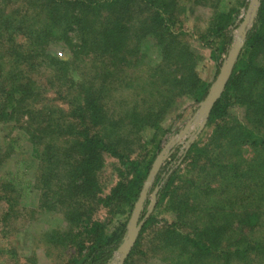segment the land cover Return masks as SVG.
<instances>
[{
  "label": "rangeland",
  "instance_id": "1",
  "mask_svg": "<svg viewBox=\"0 0 264 264\" xmlns=\"http://www.w3.org/2000/svg\"><path fill=\"white\" fill-rule=\"evenodd\" d=\"M222 1L172 0L169 14L175 25L167 31L148 23L149 8L136 0L119 5L116 13H106L101 6L85 10L80 1L0 0L1 77H11L8 84L20 83L23 92L35 94V103L27 101L28 111L41 113L16 116L14 127L0 124V264H70L87 244L82 232L86 218L116 216L128 223L131 213L125 206L124 213L117 214L119 203L105 206L102 199L117 182L134 175L131 162L142 165L157 144L165 149L171 139L178 140V155L194 142L176 169L168 195L177 205L167 197L154 208L155 196H148L143 212L153 204L155 222L141 234L140 254L130 264H264V201L241 207L236 195L235 200H222L219 188L226 177L220 178L219 168L210 165L234 162L242 172H255L252 179L264 175V74L251 70L240 88L227 95L225 115L209 124L199 104L189 98L187 86L195 76L207 82L217 76L209 50L198 38ZM250 1L239 16L243 20L257 6ZM54 2L68 17L63 28L71 25L73 9L81 11L88 25L81 32L86 42L78 36L72 40L74 50L52 39V23L58 18ZM115 18L121 35L116 42L109 39L113 44L107 48L104 30ZM245 25L250 28L251 21ZM43 26L48 30L41 34ZM234 32L238 41L240 32ZM253 64L264 67V45ZM216 123L228 130H215ZM156 125L173 126L169 139L160 136ZM27 126L46 132L49 127L55 133L53 144L42 141L41 160L32 155ZM84 133L96 135L122 156L101 150L100 164L91 171L93 189L73 177L85 161L78 147ZM192 156L203 170L188 165ZM231 180L230 174L226 181ZM250 211L258 219L247 226L242 214ZM172 222H178L176 228ZM114 226L110 221L107 232ZM186 233L203 236L209 246L204 250L190 244L182 236Z\"/></svg>",
  "mask_w": 264,
  "mask_h": 264
},
{
  "label": "trees",
  "instance_id": "2",
  "mask_svg": "<svg viewBox=\"0 0 264 264\" xmlns=\"http://www.w3.org/2000/svg\"><path fill=\"white\" fill-rule=\"evenodd\" d=\"M79 1L83 4V8L85 10H87L88 7L96 6L97 8V6H101L103 9H105L106 13L110 11L116 13L119 10V5L121 7L131 2V0H60V2H64V4L67 5H69L70 3H76L79 5ZM136 1L143 2V7L149 8L151 15L146 18L147 21H149L148 23H151L155 27L163 28L167 31H169L171 27L175 25L174 20L169 14L171 10L172 0ZM222 2L223 7H221L220 11L216 10L214 16L211 17V19L209 18L208 25L204 27V32L198 38V42H200L201 45L209 50V58L212 59L214 65L217 67V74L223 62L228 58L233 48L235 41L234 30L236 29L237 32H239L240 25L243 22V18L239 16L251 5L250 0H223ZM49 3L52 4V0H49ZM256 3L257 6H255V10L253 12L251 10V14L249 13L252 17L250 28H247V26L245 25L244 30L238 35V41L242 42V44L236 56L234 57V61L231 67V73L225 83V87L208 112L206 124L212 123L217 119L219 120L225 115L226 106L229 105V102L227 101V95H232L236 92L243 79L251 70L255 69L258 76H262V74H264V67L252 68V66H254L253 61L256 58L260 47L264 45V0H256ZM51 4H49V7L51 6ZM53 4L54 7L52 8V11H56L58 13V18L57 20L55 19L54 23H52L56 26V29L52 34V39L53 41H60L65 44L66 47L69 46L70 49L74 50V47L76 45L72 42V40H74L75 37L78 36L81 42H86L84 33L82 34L81 32L86 30L88 25H86V22L83 21L84 19L81 11L73 9L71 13V25H67L66 28H63V22L66 21L69 24L68 17H65L66 14H64L61 9L58 8V5L55 2ZM117 19L118 18H115L114 20L112 19L113 23L111 21L110 27L104 30V37L106 40V42L103 40L105 43L104 47L106 45L107 48L111 47L110 45L113 43H108L109 39L111 38L114 42L119 40L121 32L118 28ZM96 26L97 28H100L101 24L99 23ZM103 27L104 24L102 25V28ZM47 30L48 27L46 26L45 30L44 28H41L40 32L42 34ZM82 35L83 37L81 38L80 36ZM122 42L123 39L120 38V44ZM157 50L158 49L155 48V51ZM10 79L11 77L2 78L0 74V124L9 123L11 127H14L15 122H17L16 116L23 115V113L25 112L26 116L30 115L31 113L35 116H40L41 113H33L31 110L28 111L27 101L29 99L31 104L35 103L37 101V98L35 99L34 97L35 94L34 96H32L31 92H23L20 83L17 86L8 84V81ZM17 80H19V78L15 79V81ZM212 83L213 81L207 82L195 76L191 81H188L187 83L189 98L192 99L195 104L201 103L206 97ZM230 91L231 93H229ZM17 93H20L24 96L18 97ZM70 104L71 102L67 100L66 107L67 110L71 113L72 110L71 108H69ZM78 106L82 105L79 104ZM40 109L41 108H38L34 111H39ZM96 112L98 113L97 108ZM11 122L14 123L10 124ZM241 126L243 128V131L248 130V132H252L245 126ZM47 128L49 132L40 131L35 128L32 129L31 127H28L24 130L25 135L27 136V138H29L32 145V155L40 160L42 159V153L39 148L41 147L40 145L42 141H47L49 144H53L52 141L55 138L54 131L49 127ZM218 128L220 129L222 127L218 123H216L215 130ZM223 128L222 130H228L225 127ZM157 130L160 131V136L165 139L173 132V126L171 125L166 129H161L158 127L156 128V131ZM253 137L254 135L252 136V138ZM162 141L163 140L161 139L158 143H163ZM78 142L79 149L83 150V158L85 161L81 162L82 168L79 169L78 173L76 172L75 175L73 174V177L76 178L77 182L84 185L85 187H88V189H93V187L96 188V183L91 171L93 170V167H95V165L97 167V165L100 164L102 158L101 150H104L106 147L104 146L102 140L96 135L88 136L87 134H85L83 139ZM252 142L256 143V138H253ZM193 146L194 142H189L188 147L183 149L182 155H178V140H169L164 149V158L162 159L157 172L153 176L150 186L146 188V195L142 202V205H144L145 201L148 199V196L152 194L155 196L154 208L160 206V204L167 197L169 199L168 195L171 191V187L176 176V169L187 157ZM106 149H108L107 151H110L112 154L122 157L121 154L115 152V150H113L112 148ZM162 149L163 147L161 148L157 144L154 148V153L152 154L151 158L142 165H139L137 162H131L134 169V175L125 182L124 180L117 182L110 189L109 193L102 199L104 205L111 206L119 203L120 206L117 207V214L124 213L123 206L126 207L128 213H132V210L143 188V184L150 171L152 163L160 154ZM200 163L201 161H198V158L192 156L188 165H191L192 168L198 167V170L201 171L203 170V166L201 167ZM210 165L219 168L220 178H223L225 176L227 180L230 174L232 176V180L230 182H227L225 180V182L219 188L222 200H235L234 196L236 195L237 201H242L240 202L241 207L253 206L259 202L264 201V175H260L259 177L252 179L251 176L255 172H251L252 170H250V173L242 172V170L244 169H239L238 166L234 164V162L230 164H223L219 161H216L215 163H210ZM189 182L192 186L194 185L193 179H189ZM174 189L175 188H173V190ZM208 190L207 193L210 192V188ZM228 193H231L232 195L228 196ZM171 201L173 202L172 206H175L176 208L177 201L169 199V202ZM140 213L141 214L139 215L138 220L143 221V223L139 232V236L132 248L129 250L127 256L124 258L122 264H130L134 256L140 254L138 243L140 241L141 234L155 222L152 213L146 215V213L143 212V208ZM242 216V222H244L247 226L255 224L258 219L257 213L254 211L244 212ZM112 220L114 221L116 227L114 226L113 230L107 232L108 223L110 221L112 222ZM83 223L84 229L82 232L85 233V235L87 236L86 240L88 241L85 242L87 244L81 245L77 256H74L70 260V264H118L121 255V253L118 251V248L123 242V238L126 233L127 221L119 222V219L115 216V219H108L107 217V219L103 221H91L89 218H86ZM177 225L178 222H172L170 224L172 228H176ZM182 236L186 239L187 242L193 244L194 246H196L197 244L201 245L204 250L209 246L208 243L210 241L206 238H203V236L197 233H186L182 234Z\"/></svg>",
  "mask_w": 264,
  "mask_h": 264
},
{
  "label": "water",
  "instance_id": "3",
  "mask_svg": "<svg viewBox=\"0 0 264 264\" xmlns=\"http://www.w3.org/2000/svg\"><path fill=\"white\" fill-rule=\"evenodd\" d=\"M255 3H256V0H254L253 4H255ZM255 6L256 5H254V7L252 8V12L255 10ZM248 16L250 19L245 18V20H243L242 24L240 25L239 32H242L244 30V26H245V23L247 22V19L251 21L252 17L250 15H248ZM241 44H242V42H240V41H234V45H233V48L230 52V55L228 56V58L223 62L222 66L220 67V70H219L217 76L215 77L213 83L211 84L206 97L203 99V101L201 103H199L200 109L198 111L200 112V114H202L204 121H206L209 110L211 109L212 105L214 104L216 99L220 96L221 92L223 91V89L225 87V83H226V81H227V79L231 73V67H232V64L234 61V57L236 56ZM202 126H203V124H200V128ZM163 153H164V148L162 149L160 154L156 157V159L152 163L150 171H149V173L146 177V180L143 184V188H142V190L139 194V197H138V199L134 205V208L132 210V213L130 215L129 221H128L127 226H126V233H125V236L123 238V242L121 243V245L118 248V251L121 253L118 264L123 263L124 258L127 256L129 250L132 248L136 239L139 236V232H140L143 221H139L138 218H139L140 212L143 208L142 202H143L145 195H146V188H148L150 186L151 180H152L153 176L155 175V173L157 172V170L161 164L162 159L164 158ZM152 206H153V204L150 205L146 215H148L150 213Z\"/></svg>",
  "mask_w": 264,
  "mask_h": 264
}]
</instances>
